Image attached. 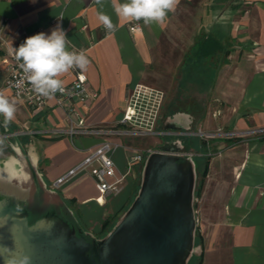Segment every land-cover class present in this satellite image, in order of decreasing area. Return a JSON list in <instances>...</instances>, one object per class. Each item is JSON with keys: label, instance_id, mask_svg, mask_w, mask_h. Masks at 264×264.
I'll return each instance as SVG.
<instances>
[{"label": "crops", "instance_id": "crops-1", "mask_svg": "<svg viewBox=\"0 0 264 264\" xmlns=\"http://www.w3.org/2000/svg\"><path fill=\"white\" fill-rule=\"evenodd\" d=\"M118 2L124 0H0V93L16 107L7 126L0 115V163L16 172L31 165L43 187L98 235L105 221L118 218L139 180L144 161L130 164L129 158L134 151L146 158L150 150L135 143L156 136L173 143L164 125H193L189 132L201 135L186 136L191 145L184 151L207 157L208 170L201 178L202 161L189 264H264V133H258L264 128V0H178L162 23L141 20L133 32V21L116 16ZM101 11L115 31L100 23ZM58 25L68 50H83L89 60L85 71L77 68L87 77L86 91L97 94L83 107L84 124L137 132L108 138L121 145L113 154L117 175H127L121 193L104 202L95 201L99 192L87 174L53 187L101 137L52 134L68 124L51 97L29 109L5 88L13 48ZM59 79L69 85L73 72ZM129 105L137 115L121 124ZM208 145L214 152L200 154Z\"/></svg>", "mask_w": 264, "mask_h": 264}, {"label": "water", "instance_id": "water-1", "mask_svg": "<svg viewBox=\"0 0 264 264\" xmlns=\"http://www.w3.org/2000/svg\"><path fill=\"white\" fill-rule=\"evenodd\" d=\"M182 130L165 134L201 135L186 131L187 125ZM181 148L167 142L148 152L136 196L101 238L84 231L31 165L16 172L0 163V264H188L197 164Z\"/></svg>", "mask_w": 264, "mask_h": 264}, {"label": "built area", "instance_id": "built-area-1", "mask_svg": "<svg viewBox=\"0 0 264 264\" xmlns=\"http://www.w3.org/2000/svg\"><path fill=\"white\" fill-rule=\"evenodd\" d=\"M139 29L138 21H133L129 25L131 32L138 31ZM1 35L2 24L0 23V39ZM10 58L11 63L7 68L9 75L5 88L23 106L29 109L43 107L48 97L39 95L33 90L31 83L27 80L26 74L20 67L21 62L15 59L14 54H11ZM70 71L73 72L72 82L69 85H63V92L57 91L51 96L55 106L64 111L68 126L65 129L53 130L51 133L68 136L70 140L77 136H100L101 140L95 147L85 150L83 158L65 174L56 179L53 187L59 188L72 179L87 174L93 179L95 187L99 192V196L95 201L104 202L107 196H116L121 193L127 175V173L117 175L113 154L121 145L110 141L108 138L112 136L133 135L137 134V132L85 125L83 121V107L86 106L87 101L94 100L97 94H90L86 91L87 77L83 72L77 68H73ZM141 91H143L142 88H139L138 92ZM75 103H79L80 107H77ZM136 115L134 107L129 105L123 113L121 124H132ZM258 133H264V128L258 130ZM144 157L143 154L134 151L129 158V163H142L145 159Z\"/></svg>", "mask_w": 264, "mask_h": 264}, {"label": "clouds", "instance_id": "clouds-1", "mask_svg": "<svg viewBox=\"0 0 264 264\" xmlns=\"http://www.w3.org/2000/svg\"><path fill=\"white\" fill-rule=\"evenodd\" d=\"M95 2L101 4L102 0ZM177 3L178 0H124L114 4V12L117 17L127 21L143 20L146 25L153 22L162 23ZM98 19L106 31L116 30L111 17L103 11L98 13ZM69 45L66 31L58 25L50 34L39 32L13 48L15 59L21 62L20 67L37 94L51 97L57 91L63 92L60 76L73 68H79L81 71L87 69L89 60L85 52L69 51ZM15 112V102L0 93V115L4 117L5 126L14 119ZM2 144L3 139L0 138V145Z\"/></svg>", "mask_w": 264, "mask_h": 264}, {"label": "rangeland", "instance_id": "rangeland-1", "mask_svg": "<svg viewBox=\"0 0 264 264\" xmlns=\"http://www.w3.org/2000/svg\"><path fill=\"white\" fill-rule=\"evenodd\" d=\"M164 126L162 127V129L166 133L167 132L168 133H176V132L185 131V130H175L174 128H167L166 129ZM194 129L196 130V128L193 125H191L189 127V130H186V131H191L192 132ZM168 136H174V135L172 134V135H168ZM167 142L168 141H165L164 138H162L160 136H156V138H153V139L152 138H148V139L145 138L144 140H140V142H136L135 145L142 147L144 150L145 149H149L150 151H156V150H158L159 147H161L163 144H165ZM168 143H170V142H168ZM212 152H214L213 148L210 147V145H208V146H206L205 149H201L199 153L202 154V155H204V156H208ZM179 153H181V154H189V155L192 156L193 159L196 158V157H194V154H192V153H186L184 151V148L183 149L181 148V151ZM199 153H196V154H199ZM201 158H203V157H201ZM196 164H197V162H196ZM197 181L198 180L196 179L195 186L197 185ZM139 183H140V176H139V180H138L137 184H134V186L130 189V191L128 193V196H127V199H126V201L124 203V206H123L122 211L120 212L118 218L123 214L124 211L127 210V208L132 203L133 197H134L135 193L137 192V188H138ZM193 209H194V212H195V209H196L195 197H193ZM73 216L76 218L77 215L75 213H73ZM79 225L84 229V231L86 233L90 234L91 236H93L95 238H100V237L97 236V234H96L97 230L95 231V228H93V229L92 228H84L80 223H79Z\"/></svg>", "mask_w": 264, "mask_h": 264}, {"label": "trees", "instance_id": "trees-1", "mask_svg": "<svg viewBox=\"0 0 264 264\" xmlns=\"http://www.w3.org/2000/svg\"><path fill=\"white\" fill-rule=\"evenodd\" d=\"M168 140L177 141V142L181 143V145L183 146V148L185 150H188V148L191 145L186 136H169ZM194 159L197 162V167H196L197 177H198V171H199V164L203 161V169L199 173L201 178H203L206 175V172L208 170V158L203 157L201 159H199V158H194ZM138 189H139V185H138L137 191H138ZM197 192H198V187L196 186L195 192H194V197H195ZM136 194H137V192L135 193L134 197L136 196ZM134 197H133V199H134ZM117 220H118V218L114 222H111L109 220L105 221L102 224L101 230L99 231L97 236L100 238L105 236L114 227ZM195 238H196V235H195ZM191 259H192V257H191ZM191 259L189 260V262L191 261ZM189 262H188V264H189Z\"/></svg>", "mask_w": 264, "mask_h": 264}, {"label": "bare ground", "instance_id": "bare-ground-1", "mask_svg": "<svg viewBox=\"0 0 264 264\" xmlns=\"http://www.w3.org/2000/svg\"><path fill=\"white\" fill-rule=\"evenodd\" d=\"M6 166H7V168H8V166H10L9 163H7ZM7 168H6V170H7V172H8V169H7ZM23 177H24V175H23ZM2 179H4V175H3V174H0V181H1Z\"/></svg>", "mask_w": 264, "mask_h": 264}, {"label": "flooded vegetation", "instance_id": "flooded-vegetation-1", "mask_svg": "<svg viewBox=\"0 0 264 264\" xmlns=\"http://www.w3.org/2000/svg\"><path fill=\"white\" fill-rule=\"evenodd\" d=\"M165 136H168V135H165Z\"/></svg>", "mask_w": 264, "mask_h": 264}]
</instances>
